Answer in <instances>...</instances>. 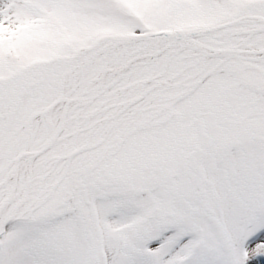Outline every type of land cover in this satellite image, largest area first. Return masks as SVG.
<instances>
[{
	"label": "snow or ice",
	"instance_id": "obj_1",
	"mask_svg": "<svg viewBox=\"0 0 264 264\" xmlns=\"http://www.w3.org/2000/svg\"><path fill=\"white\" fill-rule=\"evenodd\" d=\"M0 264H264V0H0Z\"/></svg>",
	"mask_w": 264,
	"mask_h": 264
}]
</instances>
